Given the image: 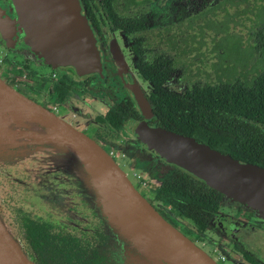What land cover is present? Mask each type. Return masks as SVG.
I'll use <instances>...</instances> for the list:
<instances>
[{
  "label": "flooded vegetation",
  "instance_id": "af4514ba",
  "mask_svg": "<svg viewBox=\"0 0 264 264\" xmlns=\"http://www.w3.org/2000/svg\"><path fill=\"white\" fill-rule=\"evenodd\" d=\"M3 1L13 13L12 0ZM82 2L101 42L103 69L78 73L32 44L0 41L7 82L123 159L132 176L140 173L152 185L150 202L190 221L185 229L175 226L218 264H264V212L217 189L222 196L202 224L164 199L158 203L163 180L180 169L149 152L131 129L144 122L264 167V121L242 112L264 113V0ZM206 88H217L223 99L215 110L219 122L208 106L194 121L193 100ZM0 214L37 263L45 236H69L117 257V264H146L104 218L85 172L48 152L0 153Z\"/></svg>",
  "mask_w": 264,
  "mask_h": 264
},
{
  "label": "water",
  "instance_id": "95a60500",
  "mask_svg": "<svg viewBox=\"0 0 264 264\" xmlns=\"http://www.w3.org/2000/svg\"><path fill=\"white\" fill-rule=\"evenodd\" d=\"M12 2L13 13L0 0V41L32 44L49 60L72 65L78 73L103 69L101 42L82 0ZM131 125L149 152L225 197L264 212V167L223 155L177 132L144 122ZM47 152L63 165L85 172L104 218L136 247L146 264H218L159 212L137 188L120 159L0 74V153ZM0 264H38L1 214Z\"/></svg>",
  "mask_w": 264,
  "mask_h": 264
},
{
  "label": "trees",
  "instance_id": "16d2710c",
  "mask_svg": "<svg viewBox=\"0 0 264 264\" xmlns=\"http://www.w3.org/2000/svg\"><path fill=\"white\" fill-rule=\"evenodd\" d=\"M205 96L195 97L193 100V116L201 120V110L208 106L216 110L221 103L222 97L217 88H206ZM221 98V99H220ZM223 100V99H222ZM245 100H242V102ZM232 104L240 109L237 99H231ZM248 117L260 118L264 121V113L244 112ZM212 121L219 122L220 116L217 111L210 115ZM245 118L244 116H241ZM157 196L164 199L167 204L181 211L185 216L192 218L197 224H202V219L206 214L217 206L222 193L217 192L215 188L199 181L192 176L180 170L172 171L163 180L161 188L156 192ZM114 231L125 242L130 241L114 227ZM40 233H35L29 239H35ZM105 238L104 234L100 235ZM130 248H134L130 242ZM105 252V251H103ZM37 261L39 264H117V257H106L99 251V248L93 246L91 242H82L72 237L45 236L41 248L37 252Z\"/></svg>",
  "mask_w": 264,
  "mask_h": 264
},
{
  "label": "rangeland",
  "instance_id": "374dc122",
  "mask_svg": "<svg viewBox=\"0 0 264 264\" xmlns=\"http://www.w3.org/2000/svg\"><path fill=\"white\" fill-rule=\"evenodd\" d=\"M2 50V49H1ZM4 63V62H3ZM5 64V63H4ZM3 65V64H2ZM9 66V65H8ZM16 73L17 74H20V72L18 71V70H16ZM0 74L4 77V72L3 71H0ZM5 78V77H4ZM121 160V163L122 164H125V162H124V160L123 159H120ZM68 168H69V170H71V171H73V170H77V168L76 167H74V166H68ZM127 169V171L130 173V175H131V179H132V181L135 183V185L137 186V188L140 190V191H142L143 192V194H145L146 195V197L148 198V199H150L151 201L153 200V195H152V193H149L150 192V190L152 191V192H154L152 189V185L150 184V182H147V184H148V186H147V188L146 189H143L142 187H139L138 185H137V182H136V180L134 179V177L132 176V174H131V172H130V170L128 169V168H126ZM150 185H151V188H150ZM155 186V185H154ZM155 188H156V186H155ZM158 199H160L159 197L157 198V199H155L158 203H160V204H164L165 202L163 201V199L161 198V200H158ZM156 203V202H155ZM166 204V203H165ZM155 206L163 213V215L166 217V219L167 220H169V222H171V223H173L174 225L175 224H177V225H179V227L182 229H185L186 227H184L185 225H192L191 224V222L190 221H188L186 218H184V217H182L180 214H179V218H176L175 216H172V215H169L168 214V210H170L169 208H167L166 206H165V209L166 210H163V209H161V206L160 205H158L157 203L155 204ZM174 211V210H173ZM175 212V211H174ZM176 225V226H177ZM24 230H27V228H24Z\"/></svg>",
  "mask_w": 264,
  "mask_h": 264
},
{
  "label": "built area",
  "instance_id": "2783aa9c",
  "mask_svg": "<svg viewBox=\"0 0 264 264\" xmlns=\"http://www.w3.org/2000/svg\"><path fill=\"white\" fill-rule=\"evenodd\" d=\"M134 179L136 180L137 182V185L139 187H142L143 189H146L148 184H147V180L144 179L140 173L138 172H135L134 175H133Z\"/></svg>",
  "mask_w": 264,
  "mask_h": 264
}]
</instances>
